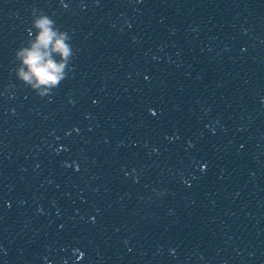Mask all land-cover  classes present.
Masks as SVG:
<instances>
[{"label": "water", "instance_id": "obj_1", "mask_svg": "<svg viewBox=\"0 0 264 264\" xmlns=\"http://www.w3.org/2000/svg\"><path fill=\"white\" fill-rule=\"evenodd\" d=\"M34 8L51 99L11 71ZM5 85L0 264H264V0H0Z\"/></svg>", "mask_w": 264, "mask_h": 264}, {"label": "clouds", "instance_id": "obj_2", "mask_svg": "<svg viewBox=\"0 0 264 264\" xmlns=\"http://www.w3.org/2000/svg\"><path fill=\"white\" fill-rule=\"evenodd\" d=\"M124 23H127V20ZM30 25L26 40L14 49L16 63L11 71L17 80L38 96H48L51 99L53 89L70 71V62L74 56L72 37L68 30L59 27L52 16L42 9H33ZM118 31H123L122 25ZM9 88V85H5L0 95H4ZM200 167L203 170L205 165L202 164ZM163 194V189L156 192L158 196ZM0 251H3L2 247ZM74 251L79 252L77 260L83 257L82 251L79 249Z\"/></svg>", "mask_w": 264, "mask_h": 264}, {"label": "snow or ice", "instance_id": "obj_3", "mask_svg": "<svg viewBox=\"0 0 264 264\" xmlns=\"http://www.w3.org/2000/svg\"><path fill=\"white\" fill-rule=\"evenodd\" d=\"M65 7H67V5H64Z\"/></svg>", "mask_w": 264, "mask_h": 264}]
</instances>
